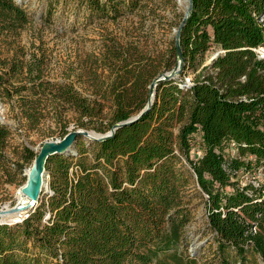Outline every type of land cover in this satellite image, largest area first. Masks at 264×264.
I'll use <instances>...</instances> for the list:
<instances>
[{"label": "trees", "instance_id": "1", "mask_svg": "<svg viewBox=\"0 0 264 264\" xmlns=\"http://www.w3.org/2000/svg\"><path fill=\"white\" fill-rule=\"evenodd\" d=\"M77 2L91 16L115 20L153 0ZM28 23L22 5L0 0V99L28 130L50 114L63 120L73 112L78 127L105 133L145 106L159 67L176 64L173 38L162 52L141 51L137 59L108 49L100 59L113 77L102 80L92 71L94 90L82 94L45 79L43 58L23 59L16 40ZM258 47L264 48V0H193L180 36L179 78L158 85L150 110L111 138L79 137L72 153L47 159L50 192L23 222L0 224V264H197L180 250L195 210L186 193L193 178L206 197L220 263L264 264V186L230 180L251 164L264 169ZM212 49L221 53L205 65ZM186 74L193 76L190 86L182 83ZM10 136L0 124V185L12 184L36 157L25 146L22 161L11 162ZM231 143L236 154L225 160ZM193 149L201 155L191 157Z\"/></svg>", "mask_w": 264, "mask_h": 264}, {"label": "rangeland", "instance_id": "2", "mask_svg": "<svg viewBox=\"0 0 264 264\" xmlns=\"http://www.w3.org/2000/svg\"><path fill=\"white\" fill-rule=\"evenodd\" d=\"M19 1L29 18V23L16 40L24 53V58H21L29 59L33 55L37 59L43 58L45 79L70 84L82 94H90L94 90L90 79L92 71L102 80L113 77L110 68L102 66L100 59L106 50L115 49L136 59L141 51L160 53L174 39L173 31L182 18V9L173 0H153V3H147L145 10L124 13L115 20L91 16L86 10V4H80L77 0ZM216 51L212 49L205 54V65L210 63L208 60ZM2 52L4 54L5 50ZM159 68L158 74L166 72ZM185 77H192V74H186ZM0 102L4 107L2 115L11 130L6 148L7 158L11 162L22 161L20 157L26 145L40 147L46 141L60 140L63 132L76 129L94 131L78 127V115L73 112H68L63 120L50 114L37 128L28 130L11 111L10 104L1 99ZM80 140L87 143L83 138ZM224 153L227 157L232 156L230 150ZM190 156L196 155L192 152ZM183 162L189 168L185 160ZM31 164H25L22 175L12 184L3 182L0 185V207L15 205L16 192L24 185L25 170ZM187 189L186 193L195 210L192 220L185 228L180 250L186 249V253L196 258L197 264H221L220 259L215 256L218 246L215 234L208 226L204 204L206 197L200 192L195 178ZM46 190L42 196L50 192L49 188ZM200 242H203L201 246Z\"/></svg>", "mask_w": 264, "mask_h": 264}, {"label": "water", "instance_id": "3", "mask_svg": "<svg viewBox=\"0 0 264 264\" xmlns=\"http://www.w3.org/2000/svg\"><path fill=\"white\" fill-rule=\"evenodd\" d=\"M16 3L20 4L19 0H15ZM193 7V0H185V5L182 7V18L178 24V26L174 29V46L176 49V64L173 68L169 71L160 73L156 75L148 86V94H147V101L145 106L135 115L131 116L127 120L118 122L111 126V128L105 133H97L94 131H89L86 129H76L68 132L64 135L63 138L60 140H50L44 142L40 147H31L26 145L32 151L36 153V157L34 158L30 168L28 169V174L26 175V181L23 186L18 189V194L22 198H28L31 200L39 201L40 198L44 193L47 192L46 189L49 188L48 184V175L45 170V164L47 159L52 155H69L72 153V149L79 137H82L88 142H103L109 138H111L115 132L123 128L127 125H130L139 119H141L152 107L156 89L158 85L164 82L176 80L177 77L180 75L183 58L180 49V36L188 17L192 12ZM0 124L9 125L5 122L4 117L2 115L4 107L3 104L0 102ZM26 174V173H25ZM19 208L11 209L10 211H17ZM7 212H0V217ZM1 224V223H0ZM4 224H13L4 222ZM203 242H200L199 245L201 246ZM193 247V246H191Z\"/></svg>", "mask_w": 264, "mask_h": 264}, {"label": "built area", "instance_id": "4", "mask_svg": "<svg viewBox=\"0 0 264 264\" xmlns=\"http://www.w3.org/2000/svg\"><path fill=\"white\" fill-rule=\"evenodd\" d=\"M254 51H255V53L259 59H264V48L263 47H258L256 49H254ZM220 53H221V51H216L208 61L217 57V55H219ZM192 80H193V76L192 77H184L182 80V83L185 86H190V85H192ZM227 150L231 151V155H232L231 157H227L225 155L224 152L227 153ZM192 152L196 156L201 155V152L199 150L193 149ZM235 154H236L235 145L232 143L227 144L224 151H223V158L225 160H229L232 157H234ZM251 159L252 158L250 157V160ZM230 176H231L230 180L233 182H238L239 185L249 184L255 188H258L260 186H264V169L262 167H259V166H254L251 164L250 169H248V170L240 169V170L233 171L230 173ZM17 195H19L18 191H17ZM37 203H38L37 201L31 200L28 198L17 199V202L12 207L8 206V208H7V207H5V205L1 206L0 212L5 211V212H7V214H14V215L17 213V216L15 219H13L10 222H7V223H13L11 225H14V224L21 223L26 218H28L29 215L35 209ZM14 208H19V209L17 211H10L11 209H14ZM9 212H11V213H9ZM1 224H4V223H1ZM8 225H10V224H8ZM256 230H257L256 225H253L250 229V233L254 234L256 232Z\"/></svg>", "mask_w": 264, "mask_h": 264}, {"label": "bare ground", "instance_id": "5", "mask_svg": "<svg viewBox=\"0 0 264 264\" xmlns=\"http://www.w3.org/2000/svg\"><path fill=\"white\" fill-rule=\"evenodd\" d=\"M176 4H177V6L179 7V8H181L182 9V7L185 5V0H173ZM0 113H1V110H0ZM25 175H27L28 174V169H26L25 170ZM16 197H17V199H24V198H21L20 197V195H17V192H16ZM8 206L9 205H5V207H7L8 208ZM9 213H11V212H9ZM16 216H17V213L14 215V214H3V215H1V217H0V223H4V222H10V221H12L13 219H15L16 218Z\"/></svg>", "mask_w": 264, "mask_h": 264}, {"label": "crops", "instance_id": "6", "mask_svg": "<svg viewBox=\"0 0 264 264\" xmlns=\"http://www.w3.org/2000/svg\"><path fill=\"white\" fill-rule=\"evenodd\" d=\"M217 50V49H216Z\"/></svg>", "mask_w": 264, "mask_h": 264}]
</instances>
